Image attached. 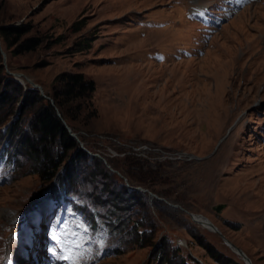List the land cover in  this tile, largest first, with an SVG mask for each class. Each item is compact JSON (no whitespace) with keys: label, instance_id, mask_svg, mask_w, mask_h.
Returning <instances> with one entry per match:
<instances>
[{"label":"rangeland","instance_id":"rangeland-1","mask_svg":"<svg viewBox=\"0 0 264 264\" xmlns=\"http://www.w3.org/2000/svg\"><path fill=\"white\" fill-rule=\"evenodd\" d=\"M211 1L0 0V25L28 29L6 50L0 41L5 71L23 73L11 74L24 85L31 79L44 93L58 87L60 73L83 72L94 82L90 96L72 109L81 119L71 131L93 156L87 169L76 172L78 180H90L93 171L90 185L97 182V191L109 186L102 197L123 206L115 197L123 184L140 189L146 200L129 199L131 210L121 214L126 236L104 214L92 220L77 208L78 196L52 203L36 172L39 163L25 155L11 179L0 174V254L10 257L6 264H154L164 235L190 264H220L199 236L246 264L189 212L207 217L251 263L264 264V0H225L238 10L215 8L227 18L216 26L189 13ZM34 37L39 40L32 48L13 50ZM135 143L192 161H154L149 157L161 151L148 157L132 149ZM140 166L157 170L154 179L132 181ZM103 167L109 172L97 173ZM135 209L157 225L145 243L131 239L135 213H129ZM42 210L46 226L39 235L46 243L38 249L35 241L17 244L31 236ZM50 227L59 233L48 234Z\"/></svg>","mask_w":264,"mask_h":264},{"label":"trees","instance_id":"trees-1","mask_svg":"<svg viewBox=\"0 0 264 264\" xmlns=\"http://www.w3.org/2000/svg\"><path fill=\"white\" fill-rule=\"evenodd\" d=\"M77 23L78 21H75L74 25ZM81 25L82 23L78 25V28H81ZM27 30L23 26L0 25V41L5 44L4 49H8L20 40ZM38 40V37L26 38L20 45L23 48L13 50L32 48ZM1 50L0 46V108L4 107L0 113V174L11 179L26 155L34 163H39L36 172L42 181V190H46L45 195L51 199L52 203L55 204L62 199L67 200L69 195L78 196L81 203L75 204L77 208L86 210L92 220L104 214L111 219V228L121 232V214L131 210L132 201L129 199L134 198L139 204L145 205L144 193L138 188L120 185V189L115 191V197L123 202L121 206L108 196L102 197L109 188L105 183L99 191L96 190L97 182L93 185L89 184L97 175L93 171L88 172L91 173L90 180L85 179V175L78 180L76 172L87 169V160L93 156L79 147L78 141L64 124L65 121L72 130L76 129L74 121L81 118L79 113L75 114L78 108L73 105H76L81 97L90 96L94 90L93 80L85 79L83 72L60 73L56 78L60 80L58 87L51 92L46 91L47 96H43L36 87L31 84L24 85L20 79L4 70ZM12 114H15L14 117H10ZM106 172H109V169L104 167L97 171L100 174H106ZM156 172L155 169L140 166L137 172L130 175V178L132 181L146 182L147 179H154ZM109 192H112V189ZM126 193L129 194L128 198H124ZM141 197L144 199L141 200ZM129 214L134 217L130 227L131 239L133 237L134 242L145 243L149 237H152L151 234L157 226L156 222L152 218L147 221L149 216L141 209H135ZM230 225L233 227V224ZM122 231L127 236L128 232L123 229ZM197 242L204 246L208 254L220 264H242L215 249L201 236L198 237ZM117 245H114L113 249ZM156 245L159 250L154 264H190L187 255L182 253L179 245L173 244L170 236L164 235ZM192 260L195 264H200L196 259Z\"/></svg>","mask_w":264,"mask_h":264},{"label":"bare ground","instance_id":"bare-ground-1","mask_svg":"<svg viewBox=\"0 0 264 264\" xmlns=\"http://www.w3.org/2000/svg\"><path fill=\"white\" fill-rule=\"evenodd\" d=\"M244 1L246 3L247 1L249 2L250 0H244ZM19 76H22V75H19ZM143 145L150 146L149 144H143ZM154 150L156 151V153H159L161 151V148L158 147V146H150L149 151H154ZM165 153L167 155L166 157L169 158V159L179 160V159L185 158V156L183 154H176V153H172L170 151H167ZM174 154H176L179 157H174ZM189 159H191V157H189ZM192 218L194 219V221H196L197 223H200L205 228H207V229H209V230H211L213 232H218L217 229L214 227L215 225L214 224L212 225V222L207 217L205 218V216H202V215H193ZM226 244L236 255H238L241 259H243L246 262V264H252L248 260H246V258L243 256V254L237 248L231 246L227 242H226Z\"/></svg>","mask_w":264,"mask_h":264},{"label":"water","instance_id":"water-1","mask_svg":"<svg viewBox=\"0 0 264 264\" xmlns=\"http://www.w3.org/2000/svg\"><path fill=\"white\" fill-rule=\"evenodd\" d=\"M1 52H2V55H3V59H5V52H4L3 50H1ZM9 72H10V71H9ZM11 73L14 74V75L17 76V77H18L19 75H24V74L21 73V72H11ZM27 80L30 82V84H31L32 86L36 87V88L40 91V94H41V95H43V96H47V95L44 93V91H43L41 85H39V84L33 82V81H32L31 79H29V78H27ZM51 101H52V99H51ZM58 114H60V113L58 112ZM62 119H63V118H62ZM63 121H64V119H63ZM64 124H65L66 128L68 129V131L70 132V134H71L73 137H75V138L79 141V138H78L77 134H76L75 132L71 131L72 129L68 126V124L65 123V121H64ZM129 187H131V186L129 185ZM222 206H223V204H222V203H219V204L215 205L214 208H215V210H219ZM189 213H190V216H191V217H192L193 215H202V214H198V213H195V212H189ZM202 216H204V215H202ZM205 218H206V217H205ZM212 225H213V223H212ZM214 227L217 229V231H218L219 235L221 236V238H223V239H224L227 243H229L231 246L237 248V249L243 254V256L246 258V260H248V261L251 263L249 257L245 254V252H244L240 247H238V246L235 245L232 241H230L227 237H225V235L221 232V230H219L216 226H214ZM252 264H253V263H252Z\"/></svg>","mask_w":264,"mask_h":264},{"label":"built area","instance_id":"built-area-1","mask_svg":"<svg viewBox=\"0 0 264 264\" xmlns=\"http://www.w3.org/2000/svg\"><path fill=\"white\" fill-rule=\"evenodd\" d=\"M130 146L132 147L133 150L139 151L140 153H142V154H144V155L149 157L150 146H146V145H143L141 143H138V144L135 143V144H132ZM174 157H179V156L174 154ZM149 158L154 160V161H156V160H158V161H166V160L173 161V159H166V155L164 154V152H162V148H161V152H160L159 156H157V157H149ZM185 161H192V160H190L188 158V156H187V158H185Z\"/></svg>","mask_w":264,"mask_h":264}]
</instances>
